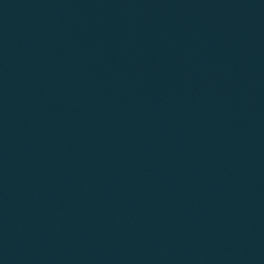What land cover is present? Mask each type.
<instances>
[{"label": "water", "instance_id": "1", "mask_svg": "<svg viewBox=\"0 0 264 264\" xmlns=\"http://www.w3.org/2000/svg\"><path fill=\"white\" fill-rule=\"evenodd\" d=\"M0 264H264V0H0Z\"/></svg>", "mask_w": 264, "mask_h": 264}]
</instances>
